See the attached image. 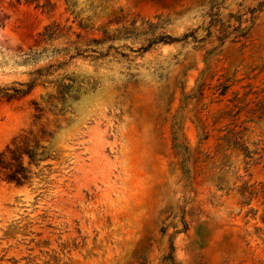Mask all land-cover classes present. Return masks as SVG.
<instances>
[{"label":"rangeland","instance_id":"374dc122","mask_svg":"<svg viewBox=\"0 0 264 264\" xmlns=\"http://www.w3.org/2000/svg\"><path fill=\"white\" fill-rule=\"evenodd\" d=\"M64 1L0 0V264H264V0Z\"/></svg>","mask_w":264,"mask_h":264},{"label":"trees","instance_id":"16d2710c","mask_svg":"<svg viewBox=\"0 0 264 264\" xmlns=\"http://www.w3.org/2000/svg\"><path fill=\"white\" fill-rule=\"evenodd\" d=\"M18 2H25V3H33L38 5H42L44 9H52L55 6L54 0H17ZM66 5L67 12H70L72 15L75 16V19L79 18L80 12L77 11V3L74 0H65L64 1ZM88 20V19H87ZM78 26L85 30L88 28L86 23H84L83 19H80L78 22ZM121 32V29H116L114 31H111L109 29L103 30V37L102 39H93L91 41H88L87 44H84L83 38L80 34L76 35L77 41L70 42L69 47H66L62 52L66 56H69L70 59L76 58V57H84L86 58L87 53H96L100 55L99 52L95 51L91 48V46H101L105 45L106 43H110L112 41H115L118 39V33ZM57 29L54 25L46 27L44 31V38L48 41H51L54 37H56ZM165 38H170L168 36H158L156 37L151 44L154 43H168L165 41ZM152 47V45H149L148 48ZM71 51H73V54L71 55ZM98 59V57L96 58ZM5 97H10L8 94H4ZM38 109V107L36 108ZM24 149L19 148L18 150L9 151V156H0V170L3 171L6 175V181L12 184H15L17 186H23L25 185L29 180V171L26 168L24 164V158L27 157L29 159V165L34 164L36 161L37 155L35 154V151L38 150V147L34 145L32 148H28V145H24ZM218 189L220 188V184H217ZM244 195L247 194L249 196V199L254 195L253 190L251 187L244 184Z\"/></svg>","mask_w":264,"mask_h":264}]
</instances>
